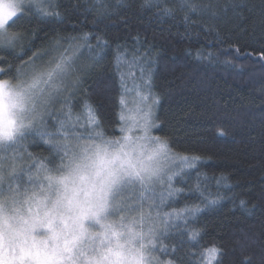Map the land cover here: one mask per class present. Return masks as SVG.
Masks as SVG:
<instances>
[{
	"label": "trees",
	"instance_id": "16d2710c",
	"mask_svg": "<svg viewBox=\"0 0 264 264\" xmlns=\"http://www.w3.org/2000/svg\"><path fill=\"white\" fill-rule=\"evenodd\" d=\"M183 2L23 1L24 15L9 29L22 38L15 48L0 50V69L11 68L0 79L18 84V70L33 53H44L36 64H46L69 44H83L62 37L88 33L92 51L76 50V71L65 82L64 94L56 96L58 103L49 104L44 119L18 143L0 146V157H17L15 176L8 183L23 192L41 164L50 167L54 150L48 141L65 142V135L68 141L74 135L88 139L80 126L85 102L94 110L103 138L118 139L122 95L136 89L147 95L143 84L150 80L151 97L158 101L153 134L192 159L174 175L172 194L159 212L190 209L192 214L158 221L163 228L156 240L157 259L204 264L200 254L215 246L221 253L219 264H262L264 0H191L212 5L194 15L180 6ZM56 42L60 49L54 48ZM65 99L73 119L60 129ZM74 124L77 130L69 128ZM57 130L61 135L46 134ZM191 229L199 231L198 243L190 239Z\"/></svg>",
	"mask_w": 264,
	"mask_h": 264
},
{
	"label": "snow or ice",
	"instance_id": "6c2138e0",
	"mask_svg": "<svg viewBox=\"0 0 264 264\" xmlns=\"http://www.w3.org/2000/svg\"><path fill=\"white\" fill-rule=\"evenodd\" d=\"M180 6L188 8L193 15L197 12L203 14L212 7L211 3L200 6L192 4L191 0H184ZM22 8V0H0V50L15 48L22 38L21 33L9 31L24 15ZM164 12L171 14L169 9H164ZM63 39L81 40L83 44H69L46 64H36L44 53H33L18 70L20 82L15 89L7 81L0 80V143H18L32 126V121H42L44 113L37 107V102L46 112L51 100L67 90L65 82L76 71V50L87 48L92 51V46L88 44L91 35L88 33ZM61 47L59 42L54 44L55 49ZM260 56L264 57V50ZM5 71H11V68L0 69V75H4ZM144 72L141 68L142 77ZM121 84L127 91L123 76ZM143 87L149 92L142 95L141 100L146 105L150 98L152 104L157 103L151 97L150 80H144ZM120 103L122 107L125 104L123 95ZM65 105V119L58 121L60 129L65 127L66 121L73 119L67 99ZM83 109L89 124L99 127L91 105L85 102ZM139 111L135 131L142 135L135 139L124 135L120 139L105 140L102 133L97 132L87 140L81 135H74V143L48 141L54 155L49 160L50 167L40 166L46 175L39 182L38 191L22 193L10 182L5 188L4 174L13 169L8 176L11 180L15 176L14 164L12 157H0V264H154L151 252L155 247L157 221L173 216L182 219L184 215H191L192 210L184 213L176 210L163 215L157 212L155 216H121L119 222H105L109 216L138 207L127 203L133 196L125 197L123 194L133 192L137 186L145 188L159 179L155 160L167 153L166 142L151 136L152 129L157 127L152 118L151 105ZM75 119L79 120V115ZM120 119L125 120L123 114ZM117 130L121 133L126 131L124 127ZM46 134L61 135L59 130ZM67 140L68 137L63 136V141ZM183 159L185 162L188 160L187 157ZM168 181L170 185L171 177ZM171 192L169 187V194ZM86 223L98 226L101 231L90 233ZM38 228H46L49 235L38 240L33 235ZM189 231L190 239L198 243L199 231ZM220 254L219 249L213 246L200 255L204 264H219Z\"/></svg>",
	"mask_w": 264,
	"mask_h": 264
},
{
	"label": "rangeland",
	"instance_id": "374dc122",
	"mask_svg": "<svg viewBox=\"0 0 264 264\" xmlns=\"http://www.w3.org/2000/svg\"><path fill=\"white\" fill-rule=\"evenodd\" d=\"M23 1L27 2V1H37V0H22V2ZM18 2H20V0H18ZM0 80H2V79H0ZM2 81H7L9 84H11L13 86L14 89L18 85V84H13L8 80H2ZM60 94H64V91H61L57 95V97ZM142 95H146V94L140 92L139 89H136V90H133L132 93H128L124 97L125 104L122 107L121 114L124 115L125 120L121 121V119H120L121 123H120L119 128L124 127L126 129V131L124 133L120 132L121 135L118 139H120L124 135H129V136L133 137V139H135L136 136L142 135V133L135 131V128L137 126L136 121L139 119V116H140L139 109L146 108L147 105H151L152 118L154 121V104H152L151 99H149L147 102V105H146L144 103V101L141 100ZM54 98L51 100V102L49 104L52 103V105H53V103L54 104L58 103L57 100H58V98L60 99V96L55 100H54ZM48 105H47V111L46 112H48V110L50 108ZM37 107L39 108V110L41 112L44 113V115L46 114V112H44L43 106H41L39 104V102H37ZM40 121L41 120H39V119L32 121V126L29 128L34 127L35 125H37L38 122L40 123ZM26 123H27V121H26ZM80 126H82L86 130V132L84 134L87 135L88 137L94 136L97 132H100L98 127H95V126L89 124L85 113H83V118H82V122H80ZM69 128H71L72 130H75V129L77 130L78 125L74 124V126H72V127L69 126ZM128 129H131V131H128ZM151 136L156 137L152 131H151ZM104 139L105 140H116V139H106V138H104ZM160 140L164 141L162 139H160ZM65 142L74 143L75 141H73L71 139L70 141L67 140ZM164 142H166V141H164ZM4 144H6V143H0V146H3ZM166 144H167V142H166ZM184 157H186V156H182L180 154L175 153L167 144V153L161 154L155 160V166L158 169L159 179L153 180L152 182L147 184L145 186V188L147 190H145V188H140L139 186H137L133 192H127V193L123 194L125 197L133 196L134 198L132 200H128L127 203L129 205L134 203V204L138 205V207H136L135 209H132L130 211L126 210L123 213H117L114 216H109L107 221H105V222H107V223H110L113 221L119 222L121 216H127L129 218L139 217L141 214H143V215L151 214V215L155 216L157 212H160V208H162L161 206L164 204L166 199L172 194V192H171V194H169V187H171V189H172V182H173L174 175L176 174V172L180 168L188 165L189 161H192L191 158L187 157L188 160L185 162L183 159ZM12 158H13L12 162L15 165V162L17 161V157L12 156ZM10 169H8L7 172L4 174L5 175L4 185L8 184V181H9L8 176L10 175V171H9ZM45 175H46V173L40 168L37 172H35L32 175V177L28 178L27 184L29 187L26 190H24L23 192H30L31 190H37L38 191L39 190V182L41 181V179ZM169 177H171L170 185H169V181H168ZM30 178H31V180H30ZM33 181H35L36 183H33ZM26 187H27V185L25 186V188ZM141 196L144 197L143 200L140 199ZM125 223H127V221H125ZM85 227L88 229V231L90 233H97V232L101 231V229L98 226H93L89 223H86ZM162 228H163L162 224L160 225L159 222L157 221V223H156V236L154 239L155 247H154V251L151 252V255L155 258L154 264H165V263H161L155 255L156 240H157V237L160 234ZM33 235H35L36 238L39 240V239L46 238L49 235V233L47 232L46 228H38L36 230V232L33 233ZM88 242L91 243V240H89ZM96 243L98 244L99 241L97 240ZM205 259H206V257H205Z\"/></svg>",
	"mask_w": 264,
	"mask_h": 264
}]
</instances>
